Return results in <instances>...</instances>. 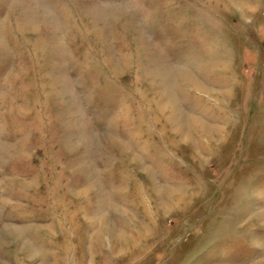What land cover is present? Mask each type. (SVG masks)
Returning <instances> with one entry per match:
<instances>
[{
  "label": "rangeland",
  "instance_id": "rangeland-1",
  "mask_svg": "<svg viewBox=\"0 0 264 264\" xmlns=\"http://www.w3.org/2000/svg\"><path fill=\"white\" fill-rule=\"evenodd\" d=\"M0 264H264V0H0Z\"/></svg>",
  "mask_w": 264,
  "mask_h": 264
},
{
  "label": "bare ground",
  "instance_id": "bare-ground-1",
  "mask_svg": "<svg viewBox=\"0 0 264 264\" xmlns=\"http://www.w3.org/2000/svg\"><path fill=\"white\" fill-rule=\"evenodd\" d=\"M233 1H236V0H229V3L231 4ZM243 2V1H242ZM238 4V3H237ZM236 4V5H237ZM240 4V3H239ZM246 4H248V3H242V5H246ZM233 5V4H232ZM236 5H234V6H236ZM178 75H180V74H178ZM176 79H177V81H176V85L178 86V87H184L186 84H188V83H190L189 85H191V86H193L195 89H201V90H203L202 88H203V86H200L197 82H195V81H193L192 80V78L190 77V76H188L187 74H185V73H183V74H181L180 76H176ZM188 81H191V82H188ZM188 82V83H187ZM164 85H166L165 84V82H163L162 84H161V86L160 87H163ZM188 85V86H189ZM167 98H164L163 100H158V102H157V104H159V103H162L163 104V106L162 107H159V109H160V112H161V114H162V116H163V118H164V124L170 129H172V127L173 126H175V130H177L176 131V134H177V132L178 133H182V131L184 130L181 126V128H178V126H177V124H178V120H179V112L176 110V108H175V106L173 105V102L171 101V99L168 97L169 95L168 94H166L165 95ZM160 105V104H159ZM189 120V119H188ZM183 121V120H182ZM196 120L195 119H192L190 122H192V124H193V128L194 129H196V131L198 130L199 131V126H202L201 124H199L200 122H202V121H200L199 123H197V122H195ZM197 121H199V119L197 120ZM184 124V123H183ZM190 124V123H189ZM203 124V123H202ZM181 125V124H180ZM185 128V127H184ZM205 129V128H204ZM203 132V131H202ZM189 134V133H188ZM191 135V134H190ZM189 135V136H190ZM191 138H192V136H191ZM192 140V139H191ZM185 141H186V139H185ZM112 142V141H111ZM127 142V141H126ZM127 144V143H126ZM111 147H113V149H112V151L114 152H116L117 154H124V155H127L128 156V158H129V161H133L132 160V157H130L128 154H126L127 153V150H126V148H124L123 147V145L122 144H120V143H117V142H115V141H113L112 142V144H111ZM110 147V148H111ZM99 148V147H98ZM114 152V153H115ZM115 153V154H116ZM134 162V161H133ZM87 190H92V186L90 187V188H88ZM183 192V191H182ZM167 193V192H166ZM185 193H187V192H183V193H179L178 192V195L180 194V198H179V202H181L182 201V199H183V197L186 195ZM86 195V194H85ZM174 195H176L175 194V191H170L169 192V196L170 197H173ZM171 203L173 202V201H170ZM171 206L172 205H166L165 207H164V209H166V210H170L171 209ZM124 232V231H123ZM136 236H140V234L139 233H137L136 235H135V237ZM119 237V236H118ZM120 238V237H119ZM96 243H101V242H99V239L97 238L96 239ZM118 248V242H117V244L115 243V242H113V243H110V253L109 254H113V253H115V251H116V249ZM97 251V250H96Z\"/></svg>",
  "mask_w": 264,
  "mask_h": 264
}]
</instances>
